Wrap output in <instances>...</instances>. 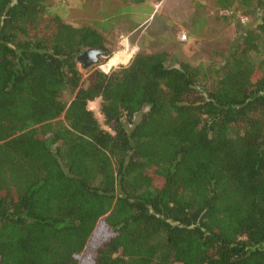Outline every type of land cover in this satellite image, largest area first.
<instances>
[{
	"label": "trees",
	"instance_id": "1",
	"mask_svg": "<svg viewBox=\"0 0 264 264\" xmlns=\"http://www.w3.org/2000/svg\"><path fill=\"white\" fill-rule=\"evenodd\" d=\"M51 1L0 0V264H264V0L209 64L84 80L106 37Z\"/></svg>",
	"mask_w": 264,
	"mask_h": 264
},
{
	"label": "rangeland",
	"instance_id": "2",
	"mask_svg": "<svg viewBox=\"0 0 264 264\" xmlns=\"http://www.w3.org/2000/svg\"><path fill=\"white\" fill-rule=\"evenodd\" d=\"M150 2L151 0H52L51 11L60 14L65 21L75 26L90 25L101 30L108 37L107 44L111 45L118 43L121 34L125 35V31L151 12ZM155 4L153 18L144 25L152 28L153 24V48L169 53L171 63L176 59L184 60L181 55L173 54L176 50L179 53L184 51L186 58L194 65L209 64L215 51L228 52L237 37L238 25L255 21L253 16L244 14L247 8L223 9L219 7L218 0H156ZM183 23L185 26L191 23L193 39L184 48L180 43L174 48L177 42L175 28L184 25ZM139 51L146 52L145 49ZM78 68L84 80L97 67H85L84 63L78 62ZM62 99L69 102L72 95L64 92ZM100 105L101 99L98 98L90 102L89 107L104 124Z\"/></svg>",
	"mask_w": 264,
	"mask_h": 264
},
{
	"label": "crops",
	"instance_id": "3",
	"mask_svg": "<svg viewBox=\"0 0 264 264\" xmlns=\"http://www.w3.org/2000/svg\"><path fill=\"white\" fill-rule=\"evenodd\" d=\"M155 1L156 0H151V2H150V7L152 9L151 12L148 15H146L145 18L139 20L138 24H136L135 26L131 27L129 30L124 32L125 35L129 36L131 43L133 45L138 46L139 49H145V51H146L145 53H153V52L158 51L155 48H153V24H152V28L150 27L151 29L146 28V26L144 25L145 23L148 22L149 19L153 18V7H155V5H157V4H155ZM183 24L184 25H179V26H177V28H175V35H176L175 39L177 40V42H176V44H174V48L177 46L178 43H180V45L183 44L182 47L184 48V45L188 44L193 39L192 38L193 32L191 31V28H190L191 23L187 24V26H185V23H183ZM99 31H101V30H99ZM138 31H140L141 33L138 34ZM182 31L189 34L190 40L189 41L187 40V43H186V41H183L179 38ZM104 35L106 37V48L110 49L113 53L114 51H116V49L118 47V43H116V44L112 43L111 45L107 44L108 37L106 36V34H104ZM107 49H106V51H107ZM173 54H175L177 56L181 55L184 60L191 62V60L189 58H186V54L184 51H181V53H179L175 50V51H173Z\"/></svg>",
	"mask_w": 264,
	"mask_h": 264
},
{
	"label": "clouds",
	"instance_id": "4",
	"mask_svg": "<svg viewBox=\"0 0 264 264\" xmlns=\"http://www.w3.org/2000/svg\"><path fill=\"white\" fill-rule=\"evenodd\" d=\"M179 38L187 39L184 34H181ZM138 51L139 47L133 45L127 35L121 34L116 51L110 55H105L100 49H93L89 52V59L94 62L102 74L111 76L114 71L128 68Z\"/></svg>",
	"mask_w": 264,
	"mask_h": 264
},
{
	"label": "water",
	"instance_id": "5",
	"mask_svg": "<svg viewBox=\"0 0 264 264\" xmlns=\"http://www.w3.org/2000/svg\"><path fill=\"white\" fill-rule=\"evenodd\" d=\"M102 53L106 55V49L105 48H99ZM93 49H89L84 51L83 53L78 55V62L84 63L85 67H92L94 65V62L89 59V52Z\"/></svg>",
	"mask_w": 264,
	"mask_h": 264
},
{
	"label": "built area",
	"instance_id": "6",
	"mask_svg": "<svg viewBox=\"0 0 264 264\" xmlns=\"http://www.w3.org/2000/svg\"><path fill=\"white\" fill-rule=\"evenodd\" d=\"M182 34L186 35L187 39H181V40H183V41L188 40V34L186 32H183Z\"/></svg>",
	"mask_w": 264,
	"mask_h": 264
}]
</instances>
